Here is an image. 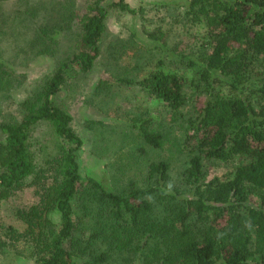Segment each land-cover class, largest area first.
Returning a JSON list of instances; mask_svg holds the SVG:
<instances>
[{
  "label": "trees",
  "instance_id": "1",
  "mask_svg": "<svg viewBox=\"0 0 264 264\" xmlns=\"http://www.w3.org/2000/svg\"><path fill=\"white\" fill-rule=\"evenodd\" d=\"M179 1L162 5L185 8L171 24L202 27L194 51L178 52L177 42L167 49L171 28H143L154 42L145 53L159 56L145 58L146 72L116 78L139 86L170 118L166 127L150 116L134 124L142 140L134 154L145 161L141 185L109 191L96 178L81 179L82 140L53 100L101 56L108 8L135 12L125 0H89L74 50L18 103L19 117L0 121V205L24 224H0L1 252L26 251L34 264H264V0ZM46 7L15 19L28 31ZM66 9L70 23L75 9ZM58 32L38 27L28 46L53 55ZM2 55L0 92L8 93L25 75L14 78ZM40 123L51 136H34ZM164 147L166 158L149 157L148 149ZM174 157L181 161L175 180ZM232 160L231 175L206 178L207 164ZM26 188L30 202L17 201Z\"/></svg>",
  "mask_w": 264,
  "mask_h": 264
},
{
  "label": "rangeland",
  "instance_id": "2",
  "mask_svg": "<svg viewBox=\"0 0 264 264\" xmlns=\"http://www.w3.org/2000/svg\"><path fill=\"white\" fill-rule=\"evenodd\" d=\"M88 1L0 0L2 57L12 65L14 78H19L20 74L25 75L19 78L20 83L16 89L8 93L0 92V121L19 117L18 103L31 92L37 82L54 69L58 59L74 50L81 31L79 19ZM169 1L125 0L128 7L135 10L133 14L128 10L109 7L104 22L105 30L100 41L101 56L92 70L74 75L67 86L53 97L55 103L71 115L70 125L82 140V145L76 151L81 179L96 178L109 191H122L129 186L142 184L145 161L134 154L142 141L134 126L137 124L136 121L150 116L153 121L163 123L165 127L170 121L169 116L160 113L162 108L158 103L148 97L139 86L116 81L118 76L132 77L146 72L147 67L143 66L145 58L159 56L157 50H153L152 56L150 53H145L147 49L154 47V42L147 38L143 28L156 26L164 29L171 28L167 49L177 42V50L180 53H190L191 49L193 52L199 42L198 33L203 30L200 25L195 26L189 22H185V28L188 26V30H183L184 25L181 23L171 24V15L178 13L180 17L179 13H182L185 8L173 9L169 8L172 6L162 5ZM40 3L48 7L46 10L41 9L36 20L29 22L30 30L22 29V27L25 28V23L15 18L28 17L25 13L26 9L37 8ZM70 6H74L75 9L74 19L70 23H65L64 19L68 16L66 8ZM19 9L25 14H17ZM44 25L59 28V32L53 39L56 42L53 55H37L28 46L34 40L32 31ZM14 31L20 32L17 37L13 34ZM142 56L144 59L140 58ZM137 61L139 63L142 61L140 63L142 66L137 65ZM166 62L169 63V61ZM174 66L170 64L169 69ZM177 71L184 76L191 74L188 68H178ZM173 133L176 134L175 129ZM51 135V129L46 123H40L34 129L36 138ZM148 150L150 158H157L158 155L166 158L169 154L165 147L159 151ZM180 163V157L173 158L174 170L171 171L173 180L177 178ZM234 163L235 161L232 160L207 164L206 178L223 179L231 175ZM22 195L18 196L17 201L22 198L21 200L28 203L32 199L27 188ZM10 210L8 203L3 202L0 205V224L9 223L20 230L23 229L24 224L18 221ZM0 239L6 240L1 231ZM24 252L0 251V264H34V258L26 257L29 253ZM15 253L20 256H11Z\"/></svg>",
  "mask_w": 264,
  "mask_h": 264
}]
</instances>
